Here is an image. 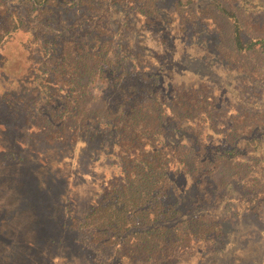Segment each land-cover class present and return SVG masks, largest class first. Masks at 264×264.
I'll use <instances>...</instances> for the list:
<instances>
[{
  "label": "trees",
  "instance_id": "16d2710c",
  "mask_svg": "<svg viewBox=\"0 0 264 264\" xmlns=\"http://www.w3.org/2000/svg\"><path fill=\"white\" fill-rule=\"evenodd\" d=\"M157 1L163 0H139L137 7L156 28L163 21ZM110 2L100 7L97 0H25L18 9H0V66L17 61L24 72L33 70L24 31L43 51L33 88L3 89L0 96V163L14 172L6 182L24 187L20 204L29 205L24 217L18 208L0 204V220L16 212L20 218L0 225V264H67L75 259L81 264H246L243 258L225 256L235 246L227 225L264 219V182L256 181L264 180V110L262 123L256 124L249 108L255 111L264 103L254 107L251 97L248 109L224 113L200 71L196 84L186 83L180 69L179 80L165 85L175 73L167 69L162 74L166 63L157 52L156 66L150 56V63L138 59L143 54L131 43V21L122 16L128 13L115 11L117 0ZM170 9L169 19L178 17L187 27L211 19L220 35L217 16L224 17L230 25L226 48L231 55L224 58L229 69L239 68L247 54L264 60V35L243 33L240 14L250 10L246 4L205 0L195 6V0H173ZM55 11L76 12V21L50 29L48 13ZM49 30L54 34L48 35ZM160 30L163 37L153 39L167 43L170 29ZM190 32L186 28L184 40L195 34ZM223 43L222 35L215 49L221 52ZM15 44L25 56L8 55ZM95 82L101 85L97 93ZM80 141L90 163L107 150L106 164L115 169L102 177L94 199L75 217L67 214L69 189L58 188L66 180L49 174L43 184L36 172L45 166L40 145ZM187 180L191 196L182 189ZM244 187L248 189L236 190ZM74 233L80 239L70 238ZM72 242L82 254L74 256V248H65Z\"/></svg>",
  "mask_w": 264,
  "mask_h": 264
},
{
  "label": "rangeland",
  "instance_id": "374dc122",
  "mask_svg": "<svg viewBox=\"0 0 264 264\" xmlns=\"http://www.w3.org/2000/svg\"><path fill=\"white\" fill-rule=\"evenodd\" d=\"M97 1H100V7H105L112 3L110 2L111 0ZM122 1L125 0H117L119 5L116 6L115 11L119 8L124 9L125 12L128 13L127 17L126 15L122 16L127 22L128 20L131 21L130 27L132 28V33H130L129 36L131 37V43L135 41L138 46L134 49L139 54H143L139 55L138 59L141 62L143 61V64H146L150 63V61L146 62L150 56L153 58V60H151L152 63H155L156 66L157 60L154 59V54L157 52L159 58H163V64L166 63L162 70V74L165 75L167 69H170L175 73L176 77H174V80L164 81L165 85L175 83V79L179 80V75L182 70H185L184 80L186 83L196 84L199 81L198 79H200L197 72L200 71L206 75L203 78L205 82H207L206 85L208 84L214 88L213 90L218 98V104L221 107V111H224V113L235 114L239 109H248L247 105L250 104L251 97H253L251 105L254 107L257 103L258 105L261 102L264 103V60L261 59L260 55L252 53L242 56L243 62L238 64L239 68L236 69L235 67L234 70H231L227 67L226 62L229 61L224 60V58L231 55L227 54L228 50L226 48L230 25L224 17L220 16V14L217 16V19L219 23L222 24L221 35L216 31V24L212 22L211 19H209V21L208 19H202L200 22H195V24L190 27H187L186 24L179 21L178 17L169 19V11L171 10L170 8L173 7V0L157 1L156 4L159 7L158 9L163 21L160 23V26L156 28L155 22L146 23L143 16L139 13L137 8L138 5H140L139 0L136 2L126 0V3H120ZM181 1L186 4L188 0ZM230 1L238 4V6L246 4L248 9H250H246V11L242 10L244 15L240 14L242 15L241 23L243 33L250 35H264V31H262V29H264V0ZM204 2L205 0H195V6L203 4ZM0 3H4V5L7 4L6 8L0 5V9L7 10L8 7L18 9L20 5L23 4L24 6L25 0H0ZM74 6L76 7V4ZM135 11H137V13H134ZM118 13L121 14V10H119ZM48 15L50 23L46 22L45 16L43 17V21L46 22V27H51L50 29L55 31L56 29L59 30L61 27H66L71 22L76 21V12L73 11L62 13L55 11L53 13H48ZM166 22H168L167 28H165L164 25ZM128 25H130V22ZM168 28L170 29V33L165 36L168 39L167 43L153 39L155 36L157 38L163 37L159 30L161 29L160 31L165 32V29ZM186 28H188L189 32L191 31L195 34L190 32L191 34H187V40H184L182 35L185 34ZM51 34L54 33L52 30H49L48 35ZM222 35L225 43H223L224 47H222L220 52V48L215 49V47L216 42L220 37L222 38ZM22 37H26L28 40L26 52H29V57L32 59L33 70H26L27 72H24V66L17 61H11L10 65L8 64L7 66H0V96L4 93L3 89L8 92H19L22 86L32 89L36 82L34 76L38 72L37 69L40 70V61L37 59L40 57V53L43 54V51L36 45L37 41L33 40V36L27 31H24V33L22 32ZM121 38L122 43L127 41V37L123 36V34L121 35ZM33 42L34 45L32 44ZM171 44L174 45L172 46L173 48L171 47ZM213 48L218 52H214ZM23 51L24 50H18V46L15 44L14 48L8 52V55H18V57H23L25 56V51ZM2 59H4V57ZM192 61H194V63H192ZM1 71H5L4 75L1 74ZM177 71L179 72L177 73ZM22 73L27 75L28 78H26V80H23L24 77L21 78L23 81L20 80L19 75ZM20 81L23 83L21 82L19 84ZM94 86L95 93L99 92L101 85L98 82H95ZM249 108L254 117V123H262L261 112L264 110V106L257 107L255 111L251 110V106ZM39 147L41 148H39L38 152L46 157V164L42 162L45 166L38 167L36 176L41 179V183L45 181L46 177H49V174L53 177H59L60 180H66V182L63 181L65 183L58 186V188L60 190H63L65 187L69 189V194L71 196L66 200V203L68 204L67 214L68 216L76 217V211L81 207L86 208L88 201L94 199L93 195L100 189V181L102 177H108L113 172V169H115L112 165L106 164L105 155L109 153L106 152L107 150L100 152L101 154L97 155L99 159L90 163L88 157L81 153V150H84L85 148V144L82 141L72 144L53 142L49 145H40ZM106 147H108V145H106ZM105 152L106 154H104ZM41 154L39 155L40 157H42ZM0 166V204H4L5 202L7 207L12 210L17 211L18 208V210L24 214V217L29 215L26 212V208L29 207V205L25 202L20 204L18 200V195L21 196L24 187H18V189H16L14 184L8 182V180L6 182V176H8V179H11L14 172L9 171L8 166L4 162L0 163ZM78 176L81 178L80 180L78 179ZM19 177H21V175ZM181 181L182 180H179V183H182ZM256 181L260 184L264 182V180H260L259 178ZM182 189L188 191L187 196L192 195L193 189L189 180L186 181L185 187ZM246 189L248 188L244 187L242 190L240 188L236 190L245 191ZM17 200L19 206L17 205ZM230 204L233 205V202H230ZM245 204L246 203L244 202V205ZM223 208H227L225 211L232 210L231 206L227 207L226 205H223ZM69 211L72 212L69 213ZM261 214H264V211H262ZM11 220H20V218H18V212H16L15 215H11V217L6 216L5 220H0V225L10 222ZM23 223L29 226V221H23L22 224ZM12 226H15L14 223H12ZM227 226L230 227L231 241H235V246L228 251L229 253H227V255H225L227 256V259L234 257L235 260H239L243 258L246 261V264H264V233H258L260 229L264 231V219L255 220V218H243L237 222L232 221V224ZM70 238H73V240L80 239L75 233L74 236L70 235ZM74 247L75 245L73 242L70 246H65L66 249H72ZM72 251L74 256L76 253L78 255L82 254L77 248H74ZM60 253H62V251ZM83 253L86 256L88 255L87 252ZM67 264H81V262H76L75 259L71 261L69 260ZM84 264L87 263L84 262Z\"/></svg>",
  "mask_w": 264,
  "mask_h": 264
}]
</instances>
